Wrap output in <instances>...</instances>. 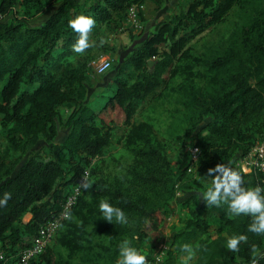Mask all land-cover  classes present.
Masks as SVG:
<instances>
[{"label":"trees","instance_id":"1","mask_svg":"<svg viewBox=\"0 0 264 264\" xmlns=\"http://www.w3.org/2000/svg\"><path fill=\"white\" fill-rule=\"evenodd\" d=\"M56 1L58 6L42 23L28 25L26 18L36 16L47 0H0L2 17L15 14L18 4L24 15L0 23V134L8 149L19 153L11 162L0 160V200L5 193L11 194L6 206H0V264H16L39 228L60 210L85 171L94 173L93 160L110 144L113 125L130 127L125 141L136 158L130 170L132 179L125 188H110L101 179L96 188L82 189L71 211V215L81 216L82 224L77 226L81 233L99 210L100 201L107 200L125 212L128 222H98L97 230L109 234L114 241L131 237L138 248L149 238L150 222L158 213L164 215L162 210L183 190L188 176L197 183L209 180L211 187L213 177L206 176L208 169L217 164L228 166L229 161L244 176V186L259 185L263 189L261 174L243 172L231 156L240 148L247 152L257 139L264 140V12L243 28V49L229 46L205 61L215 76L213 92L199 104V116H210L211 120L204 127L207 134L192 147L200 149L198 161L191 164L190 151L188 164L174 172L165 152L153 143V126L148 122L134 123L133 118L145 98L166 84L165 74H177L188 61L191 42L221 23L242 0H191L184 10L158 22L127 59V65L137 72L136 79L130 82L118 72L99 96L104 101L98 100L95 106L85 102L87 69L75 63L92 48L82 55L73 51L78 34L69 27V21L82 13L92 16L96 20L94 30L128 18L132 5H137L139 15L145 0ZM61 107L69 110V131L61 143L52 145L44 155L35 146L42 137L52 142L57 135ZM141 143L145 146L140 147ZM28 153L29 157L21 163ZM88 194L93 201H88ZM192 201L197 203V196L184 204ZM206 213L213 214L220 227L215 237L199 246L196 264H251L253 244L260 249L257 264H264V235L248 231L252 216L230 218L226 204L208 207L205 199L189 211L183 226L171 237L164 253L165 264H175L183 254V245H190L209 232L213 223ZM28 214L31 217L26 220ZM223 231L230 234L225 236ZM237 234L247 235L248 241H242L240 251L233 253L226 243ZM84 237L54 239L59 238L75 252L83 249ZM160 254L161 251L157 258ZM112 259L116 264L119 248ZM44 261L57 264L52 243L30 264Z\"/></svg>","mask_w":264,"mask_h":264},{"label":"rangeland","instance_id":"2","mask_svg":"<svg viewBox=\"0 0 264 264\" xmlns=\"http://www.w3.org/2000/svg\"><path fill=\"white\" fill-rule=\"evenodd\" d=\"M190 1L145 0L135 21H130L126 17L92 30L91 38L95 41V46L92 47L87 56H80L75 62L87 69L85 79L87 97L85 102L92 106H95L98 100L103 102L104 99L99 96L108 88V85L113 83L114 76L118 72L133 82L137 72L133 67L127 65L128 57L155 30L158 22L184 10ZM57 6L56 0H47L44 8L36 16L30 19L26 18L27 24L38 25L42 23ZM14 11L15 14L3 15L0 18V23L11 20L12 16L18 15L20 19L24 16L22 15V5L18 4ZM263 12L264 0H242L239 5L233 7L221 23L211 27L191 42L190 57L178 69L179 72L177 74H173V71L166 73V84L148 95L140 104L133 122H148L153 126V143L165 152L174 172L181 170L188 164L190 148L204 138L207 134L204 127L211 120L210 116H199V104L208 98L209 93L213 92V78L215 76V73L207 69L205 61L217 56L220 51L229 46L243 49L245 43L243 28L249 26L252 19ZM101 40L104 41L102 45ZM102 58L109 59L111 67L105 73L99 74L94 65L96 61ZM123 67L125 69L121 71ZM68 113L69 110L66 107L59 109L56 125L57 135L52 142H47L42 137L35 149L46 155L45 150L64 140L69 131L66 122ZM111 128L110 144L93 160L94 173L90 172L89 180L93 182L95 188L97 181L101 179L108 187L114 189L127 187L132 179L130 170L134 167L136 158L125 141L130 127L113 125ZM262 141L263 139H257L251 149ZM139 146L144 147L145 145L141 143ZM251 149L247 152H244L243 148L235 150L231 156L232 160L239 164ZM29 155V153L26 154L21 163ZM18 157L19 153L9 150L5 137L0 134V160L11 162ZM193 180L192 182V178L188 176L183 190H179L177 196L173 197L169 205L162 210L165 212L164 215L158 213L153 222H150L149 238L138 247L147 254L149 264H165L163 260L165 256L157 258V255L160 251L165 250L164 246L168 248L171 237L183 226V221L189 215V211L194 209L196 204L203 202V193L207 191L209 180L198 181L200 183H197L196 179ZM192 196H197L198 202L192 201L190 204H184ZM87 197L88 201H93L89 194ZM82 212L85 214L86 211ZM29 215H26V220L30 219L31 215ZM101 216L102 214L98 210L94 216L90 217V223L83 229V233L77 227L82 224L79 214H72L67 220V224H65L67 221L62 223L56 237L85 236L86 239L82 242L83 249L75 252L69 249L65 242L61 243L59 238L54 239L52 250L55 253L57 264H113L112 257L118 250L120 241H114L109 234L97 230L96 224L98 222L107 221ZM205 216L210 218L213 226L209 232L201 235L190 244L195 250L191 264H196L199 246L204 241L215 237L220 227L218 219L213 214L206 213ZM70 230L75 232L74 235L70 233ZM223 233L225 236L230 234L229 231H223ZM123 239L132 243L131 237ZM154 255L155 260L152 258ZM182 255L178 256L175 264H180ZM43 264L51 263L44 261Z\"/></svg>","mask_w":264,"mask_h":264},{"label":"clouds","instance_id":"3","mask_svg":"<svg viewBox=\"0 0 264 264\" xmlns=\"http://www.w3.org/2000/svg\"><path fill=\"white\" fill-rule=\"evenodd\" d=\"M95 24L94 17L83 13L69 21V27L78 34V39L72 46L75 53L82 55L95 46V41L91 38ZM100 43L102 45L104 41L101 40ZM260 167L264 168V165H260ZM206 176L213 177L211 187H208L207 191L203 193L208 207H220L226 204L230 218L251 215L253 221L248 226V231L264 235V195H262L264 189L259 185L244 186V176L240 170L232 167L231 161L228 162V166L217 164L214 168H209ZM80 186L85 191L92 189L93 182L89 180L87 172L83 174ZM9 199H11V194L5 193L3 200H0V206H6ZM99 211L102 214L101 217L108 222H113V220L120 224L128 222L125 212L107 200L100 201ZM69 215L66 213L65 218H69ZM242 241L247 243L248 236L245 234L233 235L227 239L226 247L233 253H237L240 251ZM181 252L183 255L180 258V264H191L195 256L193 247L185 244L182 246ZM259 252L260 249L253 244L251 264H257L256 256ZM116 264H149V260L142 249L133 246L131 241L126 239L119 246V259Z\"/></svg>","mask_w":264,"mask_h":264},{"label":"built area","instance_id":"4","mask_svg":"<svg viewBox=\"0 0 264 264\" xmlns=\"http://www.w3.org/2000/svg\"><path fill=\"white\" fill-rule=\"evenodd\" d=\"M137 5L130 6L128 10V18L129 20H136L138 17ZM0 14V18H1ZM111 67V62L107 58H102L95 62L94 68L97 73L103 74ZM191 164L194 165L200 155V149L198 147H194L191 150ZM243 172L251 173V172H259L261 174V180L264 189V168H261L260 165H264V140L258 144H256L244 157V159L238 164ZM192 166L189 168V171H192ZM85 172L88 173V178L90 175L89 170ZM81 181V180H80ZM80 181L77 185L73 187L71 192L68 194L64 202L61 204L60 210L48 221H46L38 230L35 240L33 243L27 247L23 252L16 264H30L33 259L38 258L41 254H43L48 246L52 243L54 237L58 233L59 229L62 226V223L70 218L71 211L75 207L78 202L79 196L82 192V188L80 186ZM70 214L69 218H65V214ZM166 249L167 247L164 246ZM165 250L161 251L159 257L163 256ZM0 258H3V254L0 252Z\"/></svg>","mask_w":264,"mask_h":264},{"label":"water","instance_id":"5","mask_svg":"<svg viewBox=\"0 0 264 264\" xmlns=\"http://www.w3.org/2000/svg\"><path fill=\"white\" fill-rule=\"evenodd\" d=\"M149 64H150V65H152V64H153V62H152V61H150V62H149Z\"/></svg>","mask_w":264,"mask_h":264},{"label":"crops","instance_id":"6","mask_svg":"<svg viewBox=\"0 0 264 264\" xmlns=\"http://www.w3.org/2000/svg\"><path fill=\"white\" fill-rule=\"evenodd\" d=\"M29 216H30V215H29ZM30 217H31V216H30ZM30 217H29V218H30ZM29 218H28V219H29Z\"/></svg>","mask_w":264,"mask_h":264}]
</instances>
